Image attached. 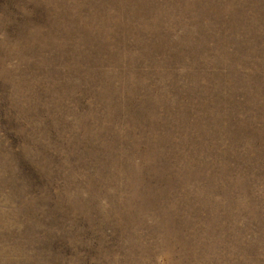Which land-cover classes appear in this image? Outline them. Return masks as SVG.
<instances>
[{
  "label": "rangeland",
  "instance_id": "1",
  "mask_svg": "<svg viewBox=\"0 0 264 264\" xmlns=\"http://www.w3.org/2000/svg\"><path fill=\"white\" fill-rule=\"evenodd\" d=\"M0 264H264V0H0Z\"/></svg>",
  "mask_w": 264,
  "mask_h": 264
}]
</instances>
